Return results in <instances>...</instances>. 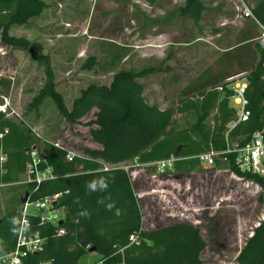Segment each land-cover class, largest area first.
I'll use <instances>...</instances> for the list:
<instances>
[{
    "label": "trees",
    "instance_id": "1",
    "mask_svg": "<svg viewBox=\"0 0 264 264\" xmlns=\"http://www.w3.org/2000/svg\"><path fill=\"white\" fill-rule=\"evenodd\" d=\"M144 1L152 6L158 0ZM243 1L264 26V0ZM44 8L40 0H0L1 42L22 50L33 48L27 40L9 36L7 31L12 25L23 26L29 19L38 17ZM204 11L201 0H184L177 13L198 28ZM129 52L128 47L103 42V71L118 68ZM262 57L263 51L257 44L242 37L240 44L223 51L212 66L180 90L176 105L166 109L148 104L139 82L157 74L160 68L120 69L109 86L89 85L81 91L68 110L54 89V74L47 58L35 56L37 60L44 58L45 82L29 107L35 109L48 98L68 123L80 122L95 109L94 119L88 123L93 127L89 134L100 149H85L84 158L73 157L67 162L64 150L36 136L20 120H9L0 113V156L5 157V162L0 164V182L23 180L30 162L29 151L34 147L46 159L41 169L51 168L58 178L39 185H23V197L26 203L35 204L59 195L56 208L64 211L58 226L41 222L35 209L24 216L23 206L3 213L0 256L16 249L24 216L28 223L23 229L26 236L37 234L44 240L41 249L25 259L26 264H78L89 253L100 256L98 264H203L201 254L206 243L200 230L186 222L145 229L128 172L118 167L104 171L102 163L149 164L173 156L179 159L174 163L178 176L201 170L199 161L192 157L209 149L223 151L226 147L227 125L235 116L229 104L232 91L224 81L239 74L247 82L244 96L249 116L228 131L227 137L244 145L254 133L264 131ZM96 64L97 59L92 57L83 68L90 70ZM0 82L10 84L7 79ZM193 91L196 93L191 94ZM176 115H181V119H176ZM187 115L189 122L181 121ZM216 167L230 168L257 185L262 191L259 199L263 200L264 176L242 173L231 161L227 164L216 161ZM58 230L63 234L58 235ZM236 262L264 264V221L254 228Z\"/></svg>",
    "mask_w": 264,
    "mask_h": 264
},
{
    "label": "rangeland",
    "instance_id": "2",
    "mask_svg": "<svg viewBox=\"0 0 264 264\" xmlns=\"http://www.w3.org/2000/svg\"><path fill=\"white\" fill-rule=\"evenodd\" d=\"M40 1L45 8L38 17L23 26L12 25L7 31L9 36L27 40L33 48L7 46L0 38V80L10 83L6 86L0 82V94L8 98L11 109L34 134L72 157L84 158L85 149L100 148L89 134L93 127L88 123L96 110L80 122L68 123L48 98L35 109L29 107L45 82V57L54 74V89L68 110L89 85L109 86L120 69L150 67L160 71L139 79L143 97L148 104L166 109L176 105L180 90L212 66L223 51L240 44L244 36L256 44L260 33L250 20L235 17L236 0H201L205 11L198 28L178 16L184 0H158L152 6L144 0ZM103 42L130 50L118 68L103 71ZM38 55L44 58L35 59ZM92 57L97 64L85 70L84 63ZM175 118L181 119V115ZM182 119L189 122L190 117ZM115 166L130 176L145 229L186 222L200 230L206 243L201 254L203 264H237L239 252L264 218L261 194L252 196L225 176L208 178V170L202 167L193 171L197 176L191 180L192 188L186 190V174L181 177L167 172L153 179L157 174L154 165L129 161ZM23 192V185L16 184L0 190V216L24 206ZM228 196L230 200L217 204ZM99 259L98 254L89 253L78 264H98Z\"/></svg>",
    "mask_w": 264,
    "mask_h": 264
},
{
    "label": "built area",
    "instance_id": "3",
    "mask_svg": "<svg viewBox=\"0 0 264 264\" xmlns=\"http://www.w3.org/2000/svg\"><path fill=\"white\" fill-rule=\"evenodd\" d=\"M234 12L236 18L242 20H250L260 30L259 36L256 38V44L263 51V57L261 61V69H262L261 80L264 81V26H262L252 16L251 9L243 0H236V3L234 5ZM225 83H228V89L232 91V96L229 99V104L230 107L234 110V116H235L234 119L227 125V129L228 131H230L237 124L246 121L249 116V112L247 110L248 102L244 96L247 82L245 76L243 74H239L228 78L227 80H225ZM215 89L221 90L220 87H216ZM0 98L3 99V105H0V113L4 114L5 117L9 120H20L22 122L21 117L11 109L8 98L1 94H0ZM210 125H213V122H210ZM228 131L225 135L226 147L223 151H214L213 149H209L207 151L195 155L192 158L198 160L200 166L205 170H208L207 173H205V176H207L208 178L224 179L226 177L227 180L228 179L233 180L237 182L239 186L242 185L246 190L248 189L247 190L248 193L251 194L252 196L260 195L262 191L257 185L239 177L230 168L216 167V161L222 164H227L229 161H231L234 167H236V169H238L242 173H250L258 176H264V131H259L254 133L249 139V141L241 146L238 144V142H234L228 139L227 137ZM1 137L2 135H0V138ZM53 146L60 149L58 145H53ZM29 157H30V162L27 164L26 171L24 174V179L21 181L20 180L13 181L8 184L0 182V190L8 186H11L12 184L39 185L42 182L50 181L58 178V176H55L52 173L51 168L46 167L41 169V166L46 164V159L44 154L39 153L34 147H32L29 151ZM72 158L73 157L71 154L66 155L67 162H70ZM178 160H179L178 158L171 156L167 159L149 163L147 165H154L156 167L155 169L157 174L153 176V179H159L160 177H162L161 175H164L167 172H174V163ZM4 162H5V157L0 156V164ZM111 168H117V167L115 165L102 163V170L106 171ZM186 175L187 176L184 175L185 176L184 179H186L185 180L186 183L183 184L186 185L185 186V188H187L186 190H190L192 188L191 180L195 178L197 174L195 172H191ZM174 181L180 183L179 179H176ZM58 197L59 195H55L51 198H48L42 202H37L35 204L25 203L23 206V215L25 216V214L28 213L27 209L31 205L33 209H35V211L39 213L41 222L58 226V223L63 220V216H64V211L62 209L53 206V203H56ZM230 199L231 196H228L224 199H219L218 200L219 202L217 204H220L223 201H228ZM24 216L21 219V225L17 237L16 249L9 254L0 256V264H26L25 259L29 255L37 253L41 249L42 244L44 243L43 239L39 238L37 234H34L33 236L30 237L26 236L23 229L28 226V223ZM262 221H264V218ZM57 234L61 235L63 234V231L58 230ZM130 240L132 242L135 241L134 237H131Z\"/></svg>",
    "mask_w": 264,
    "mask_h": 264
},
{
    "label": "water",
    "instance_id": "4",
    "mask_svg": "<svg viewBox=\"0 0 264 264\" xmlns=\"http://www.w3.org/2000/svg\"><path fill=\"white\" fill-rule=\"evenodd\" d=\"M30 53L32 54V51L30 50ZM0 105H3V99L2 98H0ZM26 203V199L24 198V199H22V204H25ZM53 206H56V203H53ZM33 210V207L30 205L29 207H28V209H27V212H30V211H32ZM61 224V221L58 223V225H60ZM94 250L93 249H91V252H93Z\"/></svg>",
    "mask_w": 264,
    "mask_h": 264
},
{
    "label": "crops",
    "instance_id": "5",
    "mask_svg": "<svg viewBox=\"0 0 264 264\" xmlns=\"http://www.w3.org/2000/svg\"><path fill=\"white\" fill-rule=\"evenodd\" d=\"M100 149V148H99ZM251 236V235H250Z\"/></svg>",
    "mask_w": 264,
    "mask_h": 264
}]
</instances>
